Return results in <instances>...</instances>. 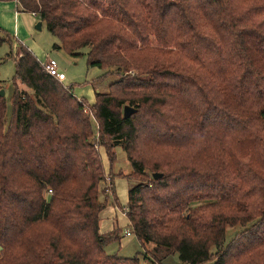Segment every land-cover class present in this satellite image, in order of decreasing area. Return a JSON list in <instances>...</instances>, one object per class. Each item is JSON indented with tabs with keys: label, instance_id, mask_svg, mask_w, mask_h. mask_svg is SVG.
Wrapping results in <instances>:
<instances>
[{
	"label": "trees",
	"instance_id": "obj_1",
	"mask_svg": "<svg viewBox=\"0 0 264 264\" xmlns=\"http://www.w3.org/2000/svg\"><path fill=\"white\" fill-rule=\"evenodd\" d=\"M18 2L55 50L88 48L119 80L91 106L19 47L9 125L0 97V264H264V0ZM97 135L138 182L125 214L143 260L105 251L109 193L120 204Z\"/></svg>",
	"mask_w": 264,
	"mask_h": 264
},
{
	"label": "rangeland",
	"instance_id": "obj_2",
	"mask_svg": "<svg viewBox=\"0 0 264 264\" xmlns=\"http://www.w3.org/2000/svg\"><path fill=\"white\" fill-rule=\"evenodd\" d=\"M16 11V0H0V27L4 31V36L9 41L11 40V42L8 41L0 47V90L5 91L7 107L6 125H9L13 117V96L15 90L13 79L16 73L15 59L17 58L20 46L27 47L40 62L42 61L44 63L46 57L56 60L67 77L66 83H61L67 87H73L74 95L79 99L85 100L91 106L96 100L97 92L107 93L110 85L119 80V77L114 75V69L101 70L88 66L87 54L90 51L88 48L80 51V53L84 54L80 57H72L64 50H55L54 45L59 44V41L52 36L46 24H43L42 30L39 31L36 29L37 25L41 22L40 17L35 18L29 13H19L20 17L15 21ZM106 74L109 76L104 77ZM25 90L31 93L30 90L26 88ZM85 113L90 114L89 110ZM91 117L95 119V116L91 115ZM98 140L99 136L97 135L95 144L102 156L106 174L109 175L112 171L113 173L120 174V177L123 174L130 175L132 173L131 171H133L132 166L123 149L118 147L114 150L116 160L114 164H111L106 148L98 145ZM113 183L120 206L117 207L114 204L113 195L109 193L112 197L106 209L101 214L100 224L102 223L103 228L114 224L115 231L118 230L120 233V240L110 243L106 248V252L107 254H117L123 258L139 256L143 260L142 256L145 254L144 246L139 242L135 234L131 237L125 235V232L128 230L132 232L127 215L125 214L128 193L130 188L138 182L130 178H124V180L114 178ZM105 185H108L107 180L105 184H102V188ZM48 194L51 195L52 193L48 192ZM104 200L105 197L102 196L101 201ZM241 231V227L229 230L226 236V242L229 243ZM147 250H150V248L147 247ZM163 264L184 263L181 262L179 255L175 254L166 258Z\"/></svg>",
	"mask_w": 264,
	"mask_h": 264
},
{
	"label": "built area",
	"instance_id": "obj_3",
	"mask_svg": "<svg viewBox=\"0 0 264 264\" xmlns=\"http://www.w3.org/2000/svg\"><path fill=\"white\" fill-rule=\"evenodd\" d=\"M45 66L46 71L56 79H58L60 82L67 81L66 75L61 71L59 64L56 60L47 58L46 61L43 63ZM86 112V111H85ZM52 193V191H49ZM133 233L131 231L127 232V236H131Z\"/></svg>",
	"mask_w": 264,
	"mask_h": 264
},
{
	"label": "crops",
	"instance_id": "obj_4",
	"mask_svg": "<svg viewBox=\"0 0 264 264\" xmlns=\"http://www.w3.org/2000/svg\"><path fill=\"white\" fill-rule=\"evenodd\" d=\"M16 3H17V11L15 12V21H17V19L20 17V15H19V13L21 14V13H28V12H24V11H22V9H21V6H20V4H19V2H18V0H16ZM20 10V11H19ZM29 14H32V13H29ZM33 15V17H35V18H38L39 16H37V15H35V14H32ZM48 57H46L45 59H47ZM44 59V58H43ZM42 62V61H41ZM43 63V62H42ZM61 69V68H60ZM62 71V70H61ZM63 72V71H62ZM66 83V82H65ZM96 103V100L93 102V104L92 105H94ZM132 172V171H131ZM130 174V173H129ZM113 175H114V178H121V179H123L124 180V178L123 177H118V176H116L117 174H116V172H114L113 173ZM109 178V177H108ZM108 180H110V178L108 179ZM104 211V210H103ZM102 214V213H101ZM129 221V220H128ZM102 224V223H101ZM100 224V233L101 234H103V235H106V234H109V233H112L113 231H115V226H114V224H112V225H110V226H106L105 228H103V226ZM129 225H130V222H129ZM129 231V230H128ZM128 231H126L125 233V235L127 236V232ZM133 235V234H132ZM131 235V236H132ZM131 236H127V237H131ZM108 246H106L105 247V251H106V248H107ZM110 255H113V254H110Z\"/></svg>",
	"mask_w": 264,
	"mask_h": 264
},
{
	"label": "water",
	"instance_id": "obj_5",
	"mask_svg": "<svg viewBox=\"0 0 264 264\" xmlns=\"http://www.w3.org/2000/svg\"><path fill=\"white\" fill-rule=\"evenodd\" d=\"M42 27H43V23L40 22V23L37 25L36 29L40 31V30H42ZM0 97H5V91H4V90H1V91H0ZM132 113H133V109H132L131 107H126V108H125V111H124V116H125V117L130 116ZM160 177H161V175H157V174L154 175V178H155V179H158V178H160Z\"/></svg>",
	"mask_w": 264,
	"mask_h": 264
}]
</instances>
